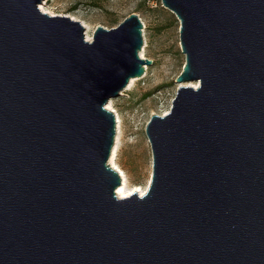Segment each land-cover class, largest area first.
I'll use <instances>...</instances> for the list:
<instances>
[{
	"label": "water",
	"instance_id": "95a60500",
	"mask_svg": "<svg viewBox=\"0 0 264 264\" xmlns=\"http://www.w3.org/2000/svg\"><path fill=\"white\" fill-rule=\"evenodd\" d=\"M42 1L0 0V264H264V0H161L186 60L126 197L107 104L152 63L144 24L88 40Z\"/></svg>",
	"mask_w": 264,
	"mask_h": 264
},
{
	"label": "rangeland",
	"instance_id": "374dc122",
	"mask_svg": "<svg viewBox=\"0 0 264 264\" xmlns=\"http://www.w3.org/2000/svg\"><path fill=\"white\" fill-rule=\"evenodd\" d=\"M43 2L49 14L68 15L87 24L91 39L99 25L112 28L131 13L140 16L144 24L140 54L152 63L144 65V74L135 77L130 89L124 88L109 101V108L120 118L115 163L125 172L133 192L146 191L152 175L146 125L153 114L170 110L181 84L176 78L186 60L180 46L179 19L161 0H43L39 7Z\"/></svg>",
	"mask_w": 264,
	"mask_h": 264
},
{
	"label": "bare ground",
	"instance_id": "6f19581e",
	"mask_svg": "<svg viewBox=\"0 0 264 264\" xmlns=\"http://www.w3.org/2000/svg\"><path fill=\"white\" fill-rule=\"evenodd\" d=\"M44 4L45 2H43V4L41 5V9L43 11H46V9L44 10ZM49 12V11H47ZM85 25V27H87V24L83 23ZM86 38L88 40H91V36L89 35L88 32H86ZM141 55V54H140ZM137 79L134 77V78H131L128 85L126 86V89H130L133 85H134V82L136 81ZM194 85H196V83H194ZM110 107V102L108 103V108ZM119 134H120V118L119 116L117 115V134H116V139H115V144H114V148H113V151H112V155L110 157V164L120 172L121 176H122V184L117 188V193H118V196L119 197H126V196H129L130 194H132L133 190L131 188L128 187V181H127V178H126V174L125 172L123 171L122 168H120L116 163H115V155H116V151H117V143H118V139H119ZM140 195L144 194L145 191H140L139 192Z\"/></svg>",
	"mask_w": 264,
	"mask_h": 264
},
{
	"label": "trees",
	"instance_id": "16d2710c",
	"mask_svg": "<svg viewBox=\"0 0 264 264\" xmlns=\"http://www.w3.org/2000/svg\"><path fill=\"white\" fill-rule=\"evenodd\" d=\"M184 65V64H183Z\"/></svg>",
	"mask_w": 264,
	"mask_h": 264
}]
</instances>
